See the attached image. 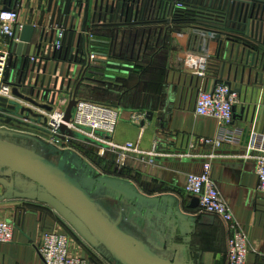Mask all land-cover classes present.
<instances>
[{
  "label": "water",
  "instance_id": "95a60500",
  "mask_svg": "<svg viewBox=\"0 0 264 264\" xmlns=\"http://www.w3.org/2000/svg\"><path fill=\"white\" fill-rule=\"evenodd\" d=\"M146 1L60 0L62 13L58 31H44L38 43H33L36 30L32 25H24L22 31L19 26L16 28V39L19 38L20 42L13 43L10 49L13 54L12 66L18 80L13 95L18 100L28 103L30 107L17 101L0 99V187L4 191L0 194V202L21 200L51 208L91 249L99 251L101 247L105 248L114 264H198L180 257V252H187L186 247H181L175 254L158 251L137 237L123 218L114 217L103 203L104 199L127 203L134 206L137 211L145 210L149 217L157 214L159 222L163 221L167 225L183 229V225L194 219L183 214L178 199L168 196L156 198L144 196L131 181L102 174L84 159L75 146L74 150H61L35 133L24 131L31 129L48 134L46 130L24 120L47 127L48 119L40 111L51 112L52 108L44 104L45 99L54 90L58 93L70 92L77 72L81 74L82 80L76 86L75 94L85 82L94 81L85 76L83 68L78 71L74 66L81 63L85 57L89 59L90 43L110 46L107 41L89 39V33L93 28H114L108 33H115L117 40L122 31V46L118 54L116 51L113 53L110 48L93 47L102 52L98 56L104 59L96 60L93 67L101 73L92 72L90 75H98L116 82L122 81L117 75L130 76V70L135 69L138 60L129 59L127 52L122 55L123 45L126 34H133L134 27L142 25L139 12L141 7L142 10L146 8ZM149 1L155 10L160 12L168 10V2ZM183 2H186L185 7L191 13L197 12L196 22L191 24L195 26L193 28L203 30L209 38L218 43L216 57L219 60L222 57L226 61H221L216 84L218 82L226 84L240 99L244 86L252 88V102L242 109L245 114L244 122H249L251 109L258 102L257 92L264 90V0H183ZM10 10H12L10 5L3 9ZM160 16L159 14L156 16L154 21L156 24L170 22L169 19H161ZM157 29H160L159 38L163 36L165 42L171 38L170 25L157 26ZM61 30L62 48L58 51L56 44L59 41L58 32ZM146 31L147 29L144 30V34ZM154 31L157 33L156 29ZM152 33V28L148 29L147 44ZM228 57L230 63L227 61ZM31 58H34L33 62ZM227 63L229 74L225 79ZM234 65L242 66L239 83L237 66L231 79ZM60 78L62 81L59 85ZM98 82L105 84L102 81ZM75 106L74 98L68 105L65 123H69L73 118ZM237 109L238 105H235L234 122L238 118ZM147 116L151 120L153 114L148 113ZM251 120H254V114ZM59 133V139L65 141L68 137L74 140L73 145L80 143L104 151L111 150L108 142L112 137L100 132H97L96 136L105 142L69 130L66 125L60 126ZM190 200L189 209H198L199 199L190 196Z\"/></svg>",
  "mask_w": 264,
  "mask_h": 264
},
{
  "label": "crops",
  "instance_id": "0c3cea01",
  "mask_svg": "<svg viewBox=\"0 0 264 264\" xmlns=\"http://www.w3.org/2000/svg\"><path fill=\"white\" fill-rule=\"evenodd\" d=\"M59 1L0 0V9L8 5L17 8L20 23L35 28L33 43H38L44 31L53 32L58 27L62 13ZM159 25L166 27L164 24ZM111 29L114 28H98L102 37L97 39L108 41L106 35ZM91 31L94 32L93 29ZM183 32L186 35L182 40L176 42L170 38L169 49L157 54L158 59L150 58L146 60L148 62H138L135 69L130 70V76L117 75L122 81H110L98 75H89L88 78L94 81L85 82L88 89H84L81 96L113 105L121 111L120 120L109 143L112 149L106 151L103 157L114 162L120 169L127 170L129 174L126 177L109 176L131 181L144 196H168L178 199L183 214L192 217L194 221H188L183 225V229H178L163 221L159 222L157 214L149 217L145 210L137 211L134 206L116 201L114 202L118 205L110 212L115 217L123 218L131 225V230L137 237L160 252L175 254L181 247H186L187 252H180L182 259L198 264H228V226L215 216L202 214L198 209H189L191 200L186 193L187 176L201 173L208 157L213 154L215 159L212 162V179L248 235L252 248L249 264H264V196L257 192L259 181L254 157L258 153L249 151L248 148L252 133H256L260 126L264 125V90L257 92L258 102L252 107L249 122L246 123L242 109L252 102V88L244 86L241 104L237 109L238 118L230 129L239 138L236 142H225L220 148L202 143V139H217L220 128L214 119L195 115L198 89H214L219 79L217 72L220 70L221 61L225 60L216 57L218 43L212 42L210 73L202 84L196 77L184 71V64L179 60L181 46L183 51L190 48L192 39L189 30L184 29ZM121 39L122 31L116 41L118 48L121 47ZM96 45L109 48L108 45ZM6 49L0 37V50ZM229 63L226 66L225 79L229 74ZM236 66L239 70V83L241 65H234L231 79L234 77ZM67 68L68 65L65 73ZM61 81L62 78L59 79V85ZM148 113L153 114L151 120L148 119ZM253 114L254 120H251ZM128 143L136 145L139 153H128L124 165L119 164L117 148H122ZM156 143L158 147L152 154ZM96 150L98 152V149ZM3 192L0 187V194ZM126 206H130V210ZM0 221H7L14 226L13 242L0 244V264H45L38 247L42 235L46 232L68 235L71 240V254L86 259L89 264H114L97 256L93 249L47 206L21 200L0 202Z\"/></svg>",
  "mask_w": 264,
  "mask_h": 264
},
{
  "label": "built area",
  "instance_id": "2783aa9c",
  "mask_svg": "<svg viewBox=\"0 0 264 264\" xmlns=\"http://www.w3.org/2000/svg\"><path fill=\"white\" fill-rule=\"evenodd\" d=\"M163 1L169 4L171 1L174 2L178 9L186 8V2H183V0ZM11 9L10 11H3V9H0V37L3 45L7 47L6 51L0 50V99L5 98L8 101H17L24 106L30 107L28 103L18 100L13 95V89L18 85V80L15 76V69L12 66L13 54L10 49L13 43L20 42L19 38L16 39V28L19 26L22 31L24 25L20 23V13L18 9L12 7ZM193 27L195 26L187 25L183 28V30L186 29L191 32L192 39L189 43L190 48L183 51L181 46V52L178 57L184 64V71L196 77L204 84L210 73L213 57L210 46L214 41L211 37L209 38L203 30L198 28L194 29ZM171 28V37L176 42L177 40H182L186 35L182 30H175L174 26H171ZM54 30L58 31V27ZM58 33L59 41L56 44V48L59 51L62 48L60 40L63 37V30ZM95 38V34L91 31L89 33V39L94 40ZM93 44L94 43H90L89 45V59L85 57L81 63L75 64L78 71L83 68V72L87 78L90 73L95 70L93 67L96 65V60L104 59L98 56V54L102 52L93 48ZM30 60L33 62L34 58ZM81 80L82 76L77 72V75L73 78L70 92L58 93L54 90L49 93L44 104L50 106L52 111H40V113L48 119L47 127L29 120H24L26 123H31L32 125L46 130L48 134H43L31 129H26L24 131L35 133L53 147L65 151L75 149L73 145L74 140L68 137L65 141L59 139V128L61 125H66L69 130L78 132L100 142L105 141L96 136L97 132L113 137L121 117L120 109L96 100L85 99L79 92L75 94V88ZM20 91L22 92L23 88L20 89ZM74 98L76 99V106L72 112L73 118L69 123H65L64 118L68 105ZM240 104L241 100L238 95L233 93L231 88L224 83L216 84L212 91H208L204 88L198 89L194 111L195 115L214 119L217 121L220 128V135L217 139H202V143L220 148L225 142L233 143L239 139L230 129L234 124L233 107ZM262 132L264 133V125H262L260 130L256 133H252L248 148L249 151L258 153V155L254 157L256 160L255 171L259 181L257 192L264 196V134L262 135ZM109 143L110 142H108V144ZM157 147L158 144L156 143L153 147L152 154L156 152ZM137 148L136 145L131 143H128L122 148H117L119 151L118 163L124 165L128 153H139ZM105 152L106 151L102 149H98V155L101 157L105 155ZM214 159L215 156L212 154L203 165L201 173L189 174L187 176L186 193L189 196L199 199L198 210L200 213L215 216L228 226L230 231L227 252L228 264H249V256L252 253L249 238L241 224L237 221L232 208L217 189L212 179V162ZM13 236V224L7 221H0V244L12 243ZM70 248L71 240L68 235L59 232H46L42 235L38 252L45 264H89L86 259L73 256ZM93 251L97 256L112 263V257L105 248L101 247L99 251Z\"/></svg>",
  "mask_w": 264,
  "mask_h": 264
},
{
  "label": "trees",
  "instance_id": "16d2710c",
  "mask_svg": "<svg viewBox=\"0 0 264 264\" xmlns=\"http://www.w3.org/2000/svg\"><path fill=\"white\" fill-rule=\"evenodd\" d=\"M159 10H155L154 6L152 5L151 1L147 0L146 1V8L140 12L139 14V20H141L142 25H139L137 27H134L133 30V34L130 35V33H127L125 36V41H124V45H123V53L122 55H124L126 52L128 53V57L129 59L133 58L135 61L138 60V62L140 63H144V62H148L146 61L147 59H155L156 56H158L157 54L165 52L169 49V45H170V38L165 42L163 36L161 38H159V32L160 29H157V26H160L158 23V25L154 22L156 20V16L159 14L162 15L160 16L161 19H169L170 22L167 23H162L166 26L170 25V26H174L175 30H182L183 28L186 27L187 25H191L194 24L196 22L195 20V16L197 12H193L191 13V11H189V9L185 8V9H178L176 8V5L174 2H170L168 10L165 12H158ZM156 13V14H155ZM152 28V36L151 39L149 41V43L147 44V38H148V29ZM155 28L157 33H155ZM147 29V31L144 34V30ZM94 30V34L96 36V40L99 41H103L99 38L100 34L98 32V28H93ZM138 32V33H137ZM155 33V34H154ZM107 39L110 43L109 48L112 50V52L114 53L115 51L117 52V54L119 53L120 48H118L116 41H118L116 39V35L115 33H108L107 32ZM102 37V35L100 36ZM122 41V39H121ZM98 43H94L93 47H99L98 45H96ZM120 46H122V42L120 44ZM102 48V47H100ZM163 49V50H162ZM97 50V49H96ZM101 52V51H100ZM115 54V55H117ZM158 59V58H156ZM155 61V60H154ZM132 71V70H131ZM93 73H95V71H93ZM161 79V78H160ZM110 80V79H108ZM110 81H114V80H110ZM84 89H88L86 84H83L79 90V94H83ZM107 90V89H106ZM109 91V90H107ZM108 96H113L112 94H108ZM75 148H77V150H79L82 155L84 156V158L86 157L87 159H89L92 163H94L98 169H101L103 171L104 174L107 175H120L122 177H126L128 176L129 172L125 169H120L119 167H117L115 165L114 162H111L110 160L104 158V157H100L98 156V152H97V148L93 147V146H89V145H84V144H74Z\"/></svg>",
  "mask_w": 264,
  "mask_h": 264
},
{
  "label": "rangeland",
  "instance_id": "374dc122",
  "mask_svg": "<svg viewBox=\"0 0 264 264\" xmlns=\"http://www.w3.org/2000/svg\"><path fill=\"white\" fill-rule=\"evenodd\" d=\"M84 159L97 168V166L94 163H92L89 159H87L86 157ZM98 170L103 174V171L101 169H98ZM103 203L106 205L105 208H108L109 210H111L113 207H115V205H118L114 201L107 200V199L106 200L104 199V202ZM126 208L130 210V206H126ZM128 215H129V212H128ZM113 216L115 217V215H113ZM128 227L132 229V227H131V225L129 223H128Z\"/></svg>",
  "mask_w": 264,
  "mask_h": 264
},
{
  "label": "flooded vegetation",
  "instance_id": "af4514ba",
  "mask_svg": "<svg viewBox=\"0 0 264 264\" xmlns=\"http://www.w3.org/2000/svg\"><path fill=\"white\" fill-rule=\"evenodd\" d=\"M142 9H143V7H141V11H140V12H142V11H143ZM140 12H139V13H140ZM111 201H113V200H111Z\"/></svg>",
  "mask_w": 264,
  "mask_h": 264
}]
</instances>
